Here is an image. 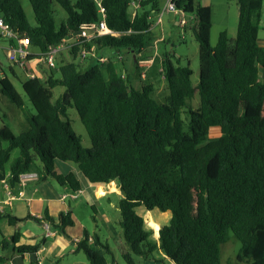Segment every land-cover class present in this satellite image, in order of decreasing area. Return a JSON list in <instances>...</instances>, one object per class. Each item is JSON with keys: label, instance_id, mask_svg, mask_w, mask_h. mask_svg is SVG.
I'll return each mask as SVG.
<instances>
[{"label": "trees", "instance_id": "16d2710c", "mask_svg": "<svg viewBox=\"0 0 264 264\" xmlns=\"http://www.w3.org/2000/svg\"><path fill=\"white\" fill-rule=\"evenodd\" d=\"M131 1L103 0L107 25L119 36L96 40L98 51L139 54L155 44L150 18L159 12V0H141L134 19ZM198 1L177 0L178 8L197 17L192 27L199 44L196 88L193 71L176 64L174 53H165L162 62L166 104L153 98L152 86L136 89L113 60L93 62L85 70L81 64L62 61L56 71L59 78L51 71L45 79L23 82L35 110L26 117L25 130L15 136L8 128H0V181L9 177L15 185L21 174L37 172L40 181L51 179L72 191L81 190L76 174L56 172V160H60L76 164L92 185L119 183L123 194L118 203L120 248L126 264H136L135 257L148 259L156 250L173 264H220L221 248L230 233L241 243L237 264H264V46L259 43L264 0H238L236 38L223 32L216 47L211 45L212 10ZM29 2L35 26L21 0H0V16L43 52L77 33L83 24L99 20L93 0ZM54 3L67 14L60 27ZM78 50L72 51L74 60ZM0 84L1 93L22 108V97L8 79ZM59 87L64 92L54 101L53 90ZM196 92L200 104L194 110L190 103ZM70 108L78 112L90 149L84 148L67 119ZM185 108L190 115L187 131L182 120ZM215 127L221 136L209 141ZM139 207L171 214L158 240L137 213ZM6 218L12 226L24 221ZM45 221L63 234L75 223L71 213L61 214L58 225L47 216ZM19 238L17 232L10 242L16 245ZM92 240L90 247L85 232L76 251L90 264H107L109 245L98 235ZM43 243L14 250L37 253ZM6 246L3 240L2 250ZM7 262L0 256V264Z\"/></svg>", "mask_w": 264, "mask_h": 264}, {"label": "crops", "instance_id": "0c3cea01", "mask_svg": "<svg viewBox=\"0 0 264 264\" xmlns=\"http://www.w3.org/2000/svg\"><path fill=\"white\" fill-rule=\"evenodd\" d=\"M259 43L264 46V42L259 41ZM151 49L153 50V46L142 53H130V55H126L125 51H97L99 56L113 60L117 64L118 71L123 70L136 89L152 86L154 89L153 94H157L165 87L164 82H166L162 68L160 72L163 81L160 82L152 71L153 65L147 70L146 79L140 78V84L136 82L133 76V73L139 70L137 61L152 57ZM123 77L125 76L123 75ZM212 130H219L220 132V128L216 129L215 127ZM56 172L62 175L74 173L81 179L83 188L76 199L69 197L63 199L64 196H69L72 193V189L62 187L51 179L46 181L31 180L25 186L20 183L12 185L9 177L0 181V256L8 259L7 264H90L82 252L76 251L77 243L84 239L85 232L90 236V247L94 246L92 240L94 235H98L103 244L108 245L110 241L117 242L119 246L123 244L119 218H117V215L112 218L107 215L108 209L119 212L118 205L111 202L112 200H110L112 204L104 205L101 203V200L108 197V195L115 196L119 200L123 198L119 183L115 181L100 186L92 185L82 177L76 164L60 160H56ZM81 196H85V203L80 200ZM92 207L95 210H92ZM90 208L94 215H90ZM136 211L144 218L147 226H150V221H154L161 228L162 223L167 224L170 220L167 214L164 215V219H161L156 215V210L147 211L145 208L139 207ZM67 213L72 214L75 223L74 226L65 229V234L61 233L60 230H56L53 224L45 221L47 216L54 221L55 225H58L60 215ZM7 215L24 221L12 226L6 218ZM46 226L50 227L52 236L46 235ZM17 232L20 234V238L19 242L14 245L10 242V239ZM154 238L159 239V235L156 236L155 231ZM3 240L7 242L5 251L1 247ZM42 240H44V243L37 253H18L14 250L18 246L36 245ZM137 258L140 264H158V262L173 264L160 250H156L148 259ZM106 261L107 264L116 263L115 259L110 258L109 254L106 255Z\"/></svg>", "mask_w": 264, "mask_h": 264}, {"label": "rangeland", "instance_id": "374dc122", "mask_svg": "<svg viewBox=\"0 0 264 264\" xmlns=\"http://www.w3.org/2000/svg\"><path fill=\"white\" fill-rule=\"evenodd\" d=\"M23 4V8L27 14V18L31 25L35 26V17L34 12L31 7L29 0H21ZM166 0H159V12L161 13L164 9ZM198 3L201 6L210 7L212 10V31H211V45L216 47L219 41V37L221 33L226 32L227 35L231 39H235L237 35L238 28V19H239V5L238 0H199ZM54 18L56 22V26L60 27L67 18L66 12L62 9V7L54 3L53 6ZM137 10L130 9V15L137 12ZM157 13H153L150 18V22L152 25V33L153 36L157 39L156 44L153 45V50L151 49V58L154 60V64H152V71L155 73L158 81H163L162 74L160 69L162 68V58L164 59L165 53H174L175 58L174 62L181 67H189L193 71L192 83L196 88L199 83L200 78V63H199V44L196 41L194 34L192 32V27L195 23H190L186 28L179 27L180 17L175 15L174 13H165L163 15V23L161 25H156ZM264 7L262 11V27L259 31V41L264 42ZM5 45V42L2 41L1 46ZM112 51V50H111ZM126 55H130V53H126ZM0 60L3 63V74H0V82L6 77L8 81L15 87L17 92L20 94L23 100V107L18 108L14 105L8 98H6L1 93V84H0V128L5 127L8 128L15 136L19 135L26 128V117L28 115L35 114V110L26 97L23 91V82L26 81L25 72L19 69L18 67L12 68L11 64L6 60L2 51H0ZM64 62H75L76 64H81L82 70L88 68L91 64L90 61L83 62L79 57L74 60L67 52H63L61 55L57 57V64L60 65ZM12 68V69H11ZM42 74L45 79L50 72L47 71H38ZM123 70H120V74L126 77V74ZM134 79L136 82L140 84V70L136 73H133ZM54 75L56 78H59V73L54 71ZM165 87L157 92V94H153V98L156 99L160 104H166V97L168 96L167 83L164 82ZM64 92L63 88H56L53 90L54 101L58 99V97ZM200 104V98L198 93L196 92V96L194 100L190 103L192 109H197ZM67 119L70 121L73 130L75 133L81 138L82 144L84 148L90 149L92 147L90 138L87 134L86 129L81 123L78 112L75 108H70L68 110ZM182 120L184 122V129L187 131L190 121L189 109L185 108L182 111ZM218 129V128H216ZM219 130H212L209 135V141L217 140L219 137ZM18 151L13 153V156H17ZM81 201L85 203V196H81ZM118 205L119 199L115 196H109L103 198L101 203L104 205L112 204ZM91 204V202H89ZM140 212V210H138ZM156 215H158L161 219H164V215L167 214L169 218H171V214L161 213L160 211H155ZM90 215H94L90 208ZM107 215L109 217H116L121 220V215L119 212L112 211L108 209ZM165 223H162V226ZM150 227V226H148ZM110 258L115 259V264H126L122 258V251L117 244V242L110 241ZM241 249V243L234 237L232 233H230L229 241L224 244L221 248V263L220 264H237V255ZM136 264H140L138 258L135 257ZM158 264H161L158 262Z\"/></svg>", "mask_w": 264, "mask_h": 264}, {"label": "built area", "instance_id": "2783aa9c", "mask_svg": "<svg viewBox=\"0 0 264 264\" xmlns=\"http://www.w3.org/2000/svg\"><path fill=\"white\" fill-rule=\"evenodd\" d=\"M97 6L99 20L97 22L83 24L77 33L69 35L57 45L49 46L46 51H40L36 47H32L28 38L15 32L9 24L0 16V38L5 42V45L0 46V51L3 52L6 60L11 64L12 68L18 67L25 72L27 80L36 78L44 79L38 71H57V57L63 52H67L72 58V51L78 48L77 56L82 63L90 61L91 63L104 64L108 61L107 58L98 55L97 47L94 42L100 38L110 36L118 37L119 34L110 29L107 25V9L103 0H93ZM141 0H132L130 9L139 10ZM135 12L131 15L134 19ZM165 13H174L180 17L179 27L186 28L190 23H195L197 17L195 14H186L183 9L177 7V0H166L163 11L158 12L156 25L163 23V15ZM156 44V43H155ZM90 46V47H88ZM153 59H142L137 61L138 69L140 70V78L146 79L147 70L153 64ZM11 68V69H12ZM3 63L0 60V74H3ZM39 175L36 172L24 173L19 176V183L23 186L31 180H38ZM81 191H72L69 196H64L63 199H76ZM46 235L52 236L49 226L45 227Z\"/></svg>", "mask_w": 264, "mask_h": 264}, {"label": "bare ground", "instance_id": "6f19581e", "mask_svg": "<svg viewBox=\"0 0 264 264\" xmlns=\"http://www.w3.org/2000/svg\"><path fill=\"white\" fill-rule=\"evenodd\" d=\"M150 227H152L155 231V235L158 236L159 235V231H160V226L155 223L154 221H150Z\"/></svg>", "mask_w": 264, "mask_h": 264}]
</instances>
